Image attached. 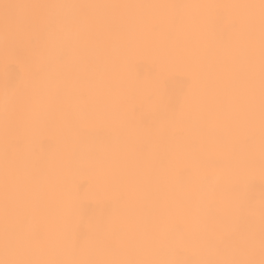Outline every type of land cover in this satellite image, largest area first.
Listing matches in <instances>:
<instances>
[{"label": "bare ground", "instance_id": "6f19581e", "mask_svg": "<svg viewBox=\"0 0 264 264\" xmlns=\"http://www.w3.org/2000/svg\"><path fill=\"white\" fill-rule=\"evenodd\" d=\"M0 264H264V0H0Z\"/></svg>", "mask_w": 264, "mask_h": 264}]
</instances>
